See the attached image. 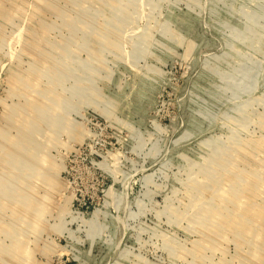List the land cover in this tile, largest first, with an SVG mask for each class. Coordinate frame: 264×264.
Listing matches in <instances>:
<instances>
[{"label": "rangeland", "instance_id": "1", "mask_svg": "<svg viewBox=\"0 0 264 264\" xmlns=\"http://www.w3.org/2000/svg\"><path fill=\"white\" fill-rule=\"evenodd\" d=\"M0 264H264V0H0Z\"/></svg>", "mask_w": 264, "mask_h": 264}]
</instances>
